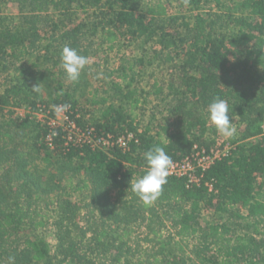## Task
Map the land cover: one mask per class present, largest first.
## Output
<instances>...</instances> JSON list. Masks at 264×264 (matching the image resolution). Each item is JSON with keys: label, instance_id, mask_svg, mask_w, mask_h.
Returning <instances> with one entry per match:
<instances>
[{"label": "trees", "instance_id": "trees-1", "mask_svg": "<svg viewBox=\"0 0 264 264\" xmlns=\"http://www.w3.org/2000/svg\"><path fill=\"white\" fill-rule=\"evenodd\" d=\"M181 1L214 9L187 20L171 14L173 0H0V113L27 111L0 114V264H264V0ZM3 3L19 16L3 15ZM96 40L110 52L149 46L89 90L85 73L67 80L60 54L69 46L90 58ZM156 63L161 76L142 85ZM215 97L240 119L242 136L200 185L169 175L144 206L130 182L147 171L148 150L163 147L176 162L218 145L206 113ZM154 101L167 116L152 112L144 126ZM64 104L95 138H134L126 149L68 142L48 119ZM204 210L218 219L203 225Z\"/></svg>", "mask_w": 264, "mask_h": 264}, {"label": "rangeland", "instance_id": "rangeland-1", "mask_svg": "<svg viewBox=\"0 0 264 264\" xmlns=\"http://www.w3.org/2000/svg\"><path fill=\"white\" fill-rule=\"evenodd\" d=\"M211 9H214V4H208L206 5L204 10L197 12V11L191 10V8L187 6V4H183L181 0H173L171 6L169 7L171 14L181 15L182 17L187 18V20H192V17L197 13L207 14L208 12L212 11ZM2 13L3 15L8 16L10 18L18 17L19 9H18V6H16V4L8 3V4L3 5ZM84 43L85 45H87L88 42H84ZM93 43L94 44H93V47L91 48V51L93 52L96 51V53L93 54V52H91L90 63L82 71V75L83 73H85L84 79L88 81L89 83H91L89 90L91 89V87L96 88V87L104 86L105 83L115 79V78H109L108 75L110 72L118 69L121 65L128 67L130 64L129 61L131 62L132 59L141 57V55L143 54L142 49H145L146 47L149 46L148 44V46L145 45V47H143V43L141 42L131 43V44H128V46L125 48L115 49L110 52L107 50V46H104L102 48L99 47L100 41L96 40V41H93ZM157 65L158 64L156 63L155 65L151 66L148 69L146 77L144 78L142 85H145V86L150 85V83L153 82V79L155 77L161 76L162 69L157 68ZM137 71H140V69L137 68ZM5 77H6L5 74L0 76V83L4 81ZM2 91H3V88L0 86V93H2ZM154 102H152V104L149 105L147 109H145V111L143 112V115L140 118V120L142 121V125L144 126L148 125L152 112L157 113L156 117L159 119L163 116H167L166 111L164 112V114L158 113L159 111H162L161 110L162 107L157 108V109L153 108V106L157 104V101H154ZM10 111L14 112L12 116L13 118H18L20 116L24 117L27 113L25 108L16 109L15 107H7L5 111L1 112L0 114L7 115L6 117H8L10 115ZM46 114L47 113H44V115ZM44 115H39L37 117L38 119H45ZM57 123L62 125L64 128H67L66 119L63 114H59L57 116ZM232 123H233V127L235 128V135L231 138H224L220 136L219 134H217L216 139H217L218 145L222 143H229L230 145L233 146V140H238L242 136L244 127L240 123V119L236 116H232ZM113 196H114L113 201L119 204L117 201L118 199L117 196L115 194ZM82 197L84 196H80L78 194L76 195L75 200H79ZM217 219H218L217 215H215L212 211H209V210H204L201 214V223L203 225H206L207 223L213 222ZM260 228H261V231L264 232V224ZM167 231H169L168 228L166 230V235H167ZM145 232H146L145 228H140L136 232V234L138 235V237L139 236L144 237ZM43 233L48 237V239L53 244L55 243L54 229L51 226L44 229Z\"/></svg>", "mask_w": 264, "mask_h": 264}, {"label": "clouds", "instance_id": "clouds-1", "mask_svg": "<svg viewBox=\"0 0 264 264\" xmlns=\"http://www.w3.org/2000/svg\"><path fill=\"white\" fill-rule=\"evenodd\" d=\"M61 67L67 80L76 82L82 71L90 63V58L78 53L69 46H65L60 54ZM39 85L33 89L38 91ZM70 105H53V110L59 115L66 112ZM207 123L217 134L224 138L235 135L228 105L225 100L215 97L207 106ZM147 171L140 178L130 182L131 191L144 206H150L160 196L163 186L167 183L170 169L173 165L171 157L163 147L154 146L144 154ZM9 264H14V257H9Z\"/></svg>", "mask_w": 264, "mask_h": 264}, {"label": "built area", "instance_id": "built-area-1", "mask_svg": "<svg viewBox=\"0 0 264 264\" xmlns=\"http://www.w3.org/2000/svg\"><path fill=\"white\" fill-rule=\"evenodd\" d=\"M66 119L67 128H64L67 131V141L71 142H82V143H90L95 148L100 149H108L111 146L117 145L123 149L128 148L129 142L134 138L133 134H129L128 136H119L113 137L108 136L106 138H95L90 130H81L74 123L69 120L67 116V111L62 113ZM44 115V110L42 109L37 116ZM45 119L47 118V114L44 115ZM56 113L55 118H48L49 124L55 128L57 126H62L57 123ZM45 119H39L44 121ZM50 140L52 138L50 137ZM68 144V143H67ZM234 147L229 143H222L217 145L215 148L211 150H207L204 148H199L198 146L194 147L193 153L182 159L181 161L173 162V165L170 169L169 175L175 177L185 178L187 181V185L189 187L194 185H200L202 178L205 175V172L217 161L222 159L225 156H228L231 150ZM206 186L213 190V184L209 181L206 182Z\"/></svg>", "mask_w": 264, "mask_h": 264}]
</instances>
